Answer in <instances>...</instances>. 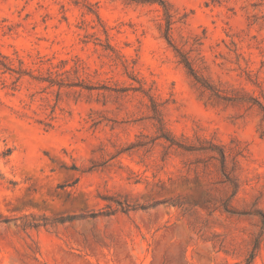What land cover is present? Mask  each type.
I'll return each mask as SVG.
<instances>
[{
  "label": "rangeland",
  "instance_id": "374dc122",
  "mask_svg": "<svg viewBox=\"0 0 264 264\" xmlns=\"http://www.w3.org/2000/svg\"><path fill=\"white\" fill-rule=\"evenodd\" d=\"M164 1L0 0V264H264V0Z\"/></svg>",
  "mask_w": 264,
  "mask_h": 264
},
{
  "label": "trees",
  "instance_id": "16d2710c",
  "mask_svg": "<svg viewBox=\"0 0 264 264\" xmlns=\"http://www.w3.org/2000/svg\"><path fill=\"white\" fill-rule=\"evenodd\" d=\"M140 1H143V2H146V3H149V4L156 3L159 6H161L162 9L164 10V15H165L166 24H167L166 25L167 26V30H169L170 18H171L172 15H171L170 9H169L168 5L165 3V1L164 0H140ZM181 56H182L181 62L184 64V66L188 70H190V72H193V69H192V67L190 65L189 60L186 57H184L183 55H181ZM220 157H221L220 158V162H221L223 170H224L225 155L223 154L222 151H220ZM226 178H227V180H229V177L227 176V174H226ZM224 208L227 210V207H224ZM257 245H258V241L256 240L255 243H254V251L257 249ZM254 254H255L254 252H252L250 254V257L247 260L246 264H250Z\"/></svg>",
  "mask_w": 264,
  "mask_h": 264
}]
</instances>
